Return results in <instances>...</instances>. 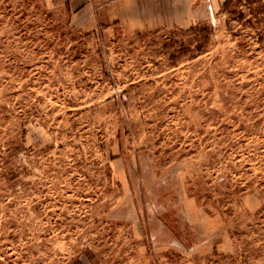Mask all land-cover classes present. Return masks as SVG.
Returning <instances> with one entry per match:
<instances>
[{"label":"rangeland","instance_id":"obj_1","mask_svg":"<svg viewBox=\"0 0 264 264\" xmlns=\"http://www.w3.org/2000/svg\"><path fill=\"white\" fill-rule=\"evenodd\" d=\"M62 2L0 0V264H264L260 29L205 3L86 31Z\"/></svg>","mask_w":264,"mask_h":264},{"label":"crops","instance_id":"obj_2","mask_svg":"<svg viewBox=\"0 0 264 264\" xmlns=\"http://www.w3.org/2000/svg\"><path fill=\"white\" fill-rule=\"evenodd\" d=\"M226 0H63L74 28L86 31L120 27L134 32L143 29L178 27L185 18L207 5L216 11Z\"/></svg>","mask_w":264,"mask_h":264},{"label":"trees","instance_id":"obj_3","mask_svg":"<svg viewBox=\"0 0 264 264\" xmlns=\"http://www.w3.org/2000/svg\"><path fill=\"white\" fill-rule=\"evenodd\" d=\"M242 0H226L223 5V11H227L230 15L227 21V26L231 29V18L237 19L242 24L251 25L260 29L259 41L264 43V0H247L249 8V17L245 14L243 10L233 8L241 3ZM193 33H196L195 42L189 44L182 43L175 53L171 54V58L176 59L181 55L189 54L194 52V56L206 52L208 45L211 40V36L214 32L213 27L210 24H197L189 28ZM167 47H172L173 44L167 43Z\"/></svg>","mask_w":264,"mask_h":264}]
</instances>
